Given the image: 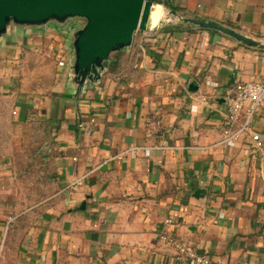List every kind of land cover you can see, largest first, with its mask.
Instances as JSON below:
<instances>
[{"label":"crops","instance_id":"1","mask_svg":"<svg viewBox=\"0 0 264 264\" xmlns=\"http://www.w3.org/2000/svg\"><path fill=\"white\" fill-rule=\"evenodd\" d=\"M157 2L264 38V0ZM160 20L79 94L67 28L0 42V264H186L162 234L210 264H264V103L258 144L219 142L236 83L264 85V50Z\"/></svg>","mask_w":264,"mask_h":264},{"label":"water","instance_id":"2","mask_svg":"<svg viewBox=\"0 0 264 264\" xmlns=\"http://www.w3.org/2000/svg\"><path fill=\"white\" fill-rule=\"evenodd\" d=\"M154 5L151 0H0V42L17 31L49 25L67 28L64 34L70 49L65 64L66 83L79 94L87 83L100 80L111 53L129 49L136 32L154 27L150 21ZM163 10L179 22L264 50V38L248 36L212 20L184 16L164 7ZM191 88L197 86L192 83Z\"/></svg>","mask_w":264,"mask_h":264},{"label":"built area","instance_id":"3","mask_svg":"<svg viewBox=\"0 0 264 264\" xmlns=\"http://www.w3.org/2000/svg\"><path fill=\"white\" fill-rule=\"evenodd\" d=\"M64 64L62 60L58 62ZM264 103V85L257 81L237 82L233 92L226 99V109L221 121L220 143L232 146L244 134L250 133L254 144L259 143V135L251 132L253 117ZM92 121V120H91ZM77 126L85 134L91 133L86 122L79 121ZM171 147L164 143L155 146H131L118 152L113 158H121L131 151H138L144 157L150 155L151 149L166 150ZM160 240L171 247L177 259L184 260L186 264H210V259L198 253L190 244L172 237L168 234L160 235Z\"/></svg>","mask_w":264,"mask_h":264},{"label":"bare ground","instance_id":"4","mask_svg":"<svg viewBox=\"0 0 264 264\" xmlns=\"http://www.w3.org/2000/svg\"><path fill=\"white\" fill-rule=\"evenodd\" d=\"M163 12V8L159 4H156L152 7L150 15V21L152 26H155L159 23L160 19L162 18Z\"/></svg>","mask_w":264,"mask_h":264},{"label":"rangeland","instance_id":"5","mask_svg":"<svg viewBox=\"0 0 264 264\" xmlns=\"http://www.w3.org/2000/svg\"><path fill=\"white\" fill-rule=\"evenodd\" d=\"M156 4H158V2H157ZM164 8H165V7H164ZM165 9H167V8H165ZM163 11H164V13H163V15H162V18H163L164 21L169 22V23H172V22H179V21H177L175 18H173V17H171L169 14H167V13L165 12V10H163Z\"/></svg>","mask_w":264,"mask_h":264},{"label":"trees","instance_id":"6","mask_svg":"<svg viewBox=\"0 0 264 264\" xmlns=\"http://www.w3.org/2000/svg\"><path fill=\"white\" fill-rule=\"evenodd\" d=\"M151 1H155V2H157V0H151ZM116 54H118V53L116 52V53H113L112 55L114 56V55H116ZM111 67H112V63H111Z\"/></svg>","mask_w":264,"mask_h":264},{"label":"flooded vegetation","instance_id":"7","mask_svg":"<svg viewBox=\"0 0 264 264\" xmlns=\"http://www.w3.org/2000/svg\"><path fill=\"white\" fill-rule=\"evenodd\" d=\"M70 26V25H69Z\"/></svg>","mask_w":264,"mask_h":264}]
</instances>
